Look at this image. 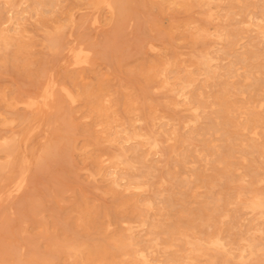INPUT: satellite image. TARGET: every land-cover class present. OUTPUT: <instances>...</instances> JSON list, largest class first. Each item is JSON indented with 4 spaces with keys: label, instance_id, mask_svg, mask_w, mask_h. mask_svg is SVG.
Here are the masks:
<instances>
[{
    "label": "rangeland",
    "instance_id": "374dc122",
    "mask_svg": "<svg viewBox=\"0 0 264 264\" xmlns=\"http://www.w3.org/2000/svg\"><path fill=\"white\" fill-rule=\"evenodd\" d=\"M0 264H264V0H0Z\"/></svg>",
    "mask_w": 264,
    "mask_h": 264
},
{
    "label": "bare ground",
    "instance_id": "6f19581e",
    "mask_svg": "<svg viewBox=\"0 0 264 264\" xmlns=\"http://www.w3.org/2000/svg\"><path fill=\"white\" fill-rule=\"evenodd\" d=\"M105 4H106V3H105ZM117 5H118V4H117ZM109 6H111V5H109ZM111 7H112V6H111ZM111 7H110V8H111ZM108 8H109V7H108ZM111 9H112V8H111ZM97 14H98V13H97ZM80 42H81V41H80ZM239 42H240V40H239ZM239 42H238V43H239ZM240 46H241V45H240ZM86 47H87V46H86ZM91 47H92V46H91ZM81 50H82V49H81ZM89 50H90V49H89ZM151 50H152V49H151ZM70 52H71V51H70ZM82 52H84V51H82ZM82 52H79V54H76V55L79 56L80 53H81V55L85 54V53L82 54ZM88 53H89V52H88ZM74 59H75V58H74ZM76 59L78 60L77 56H76ZM79 59H80V56H79ZM77 60H76L77 64H78V63L80 64V62L82 63V61H79V62H78ZM78 66H79V65H78ZM254 83H255V82H254ZM47 85H48V83H47ZM46 87H47V86H46ZM45 89H46V88H45ZM47 92H48V91H47ZM45 94H46V93H45ZM246 94H247V93H246ZM47 95H48V94H47ZM48 96H49V95H48ZM46 97H47V96H46ZM46 97H45V98H46ZM42 99H43V98H42ZM52 99H53V98H52ZM31 101H32V100H31ZM44 101H45V100H44ZM178 102H179V100H178ZM32 103H33V102H32ZM35 103H36V102H35ZM181 103H182V102H181ZM29 104H30V103H29ZM38 104H39V103H38ZM22 105H23V104H22ZM32 105H33V104H32ZM32 105H31V106H32ZM24 106H25V105H24ZM27 107H28V106H27ZM44 107H45V106H44ZM152 133H153V132H152ZM110 168H111V167H110ZM111 169H112V168H111ZM115 169H116V168H115ZM112 170H113V169H112ZM120 174H121V173H120ZM144 178H145V177H144ZM24 181H25V180H24ZM20 182H21V181H20ZM143 182H144V180H143ZM139 183H140V182H139ZM17 185H18L17 187H21V186H19V183H18ZM23 185H24V183H23ZM15 187H16V186H15ZM22 187H23V186H22ZM18 189H19V188H18ZM20 189H22V188H20ZM20 189H19V190H20ZM148 189H149V188H148ZM20 191H21V190H20ZM126 198H127V197H126ZM127 199H128V198H127ZM129 200H130V199H129ZM152 224H153V223H152ZM158 224H159V223H158ZM157 229H158V228H157ZM155 230H156V229H155ZM156 231H157V230H156ZM153 238H155V237H153ZM156 241H157V240H156ZM151 242H152V241H151ZM149 243H150V242H149ZM155 243H156V242H155ZM150 244H151V243H150ZM148 247H149V246H148ZM150 249H151V248H150Z\"/></svg>",
    "mask_w": 264,
    "mask_h": 264
}]
</instances>
